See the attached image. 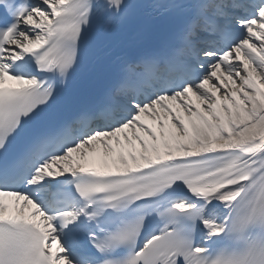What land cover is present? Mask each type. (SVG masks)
<instances>
[{
  "label": "snow or ice",
  "instance_id": "obj_1",
  "mask_svg": "<svg viewBox=\"0 0 264 264\" xmlns=\"http://www.w3.org/2000/svg\"><path fill=\"white\" fill-rule=\"evenodd\" d=\"M0 264H264V0H0Z\"/></svg>",
  "mask_w": 264,
  "mask_h": 264
}]
</instances>
